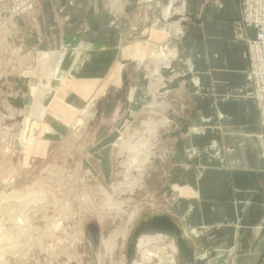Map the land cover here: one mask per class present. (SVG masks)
I'll return each instance as SVG.
<instances>
[{
	"label": "crops",
	"instance_id": "1",
	"mask_svg": "<svg viewBox=\"0 0 264 264\" xmlns=\"http://www.w3.org/2000/svg\"><path fill=\"white\" fill-rule=\"evenodd\" d=\"M39 2L32 15L16 16L39 19L34 25L19 26L23 47L34 49L37 69L32 103L26 109L30 119L21 138L34 153L45 156L55 140L52 136L70 125L62 114L74 112L66 108L58 112L60 117L50 113L52 122L58 119L59 129L49 127L41 118L47 115L46 106L40 108L44 98L54 91L52 96L60 99L53 104L68 106L66 99L74 98L70 107L89 109L109 91L110 81H120L126 62L145 60L148 50L151 55L165 40L158 30L133 44L127 37L132 31L144 33L155 20L164 21L168 0H104L94 41L86 37L92 0ZM186 11L194 21L184 25V38L176 45L178 56L164 79L171 87L181 85L175 110L182 115H172L175 148L166 166L168 205L163 213L182 228L194 249L193 264H264V138L245 38L254 37L255 29H238L241 0H187ZM174 72L186 75L171 80ZM136 91L128 90L129 103ZM115 110L119 113V105ZM34 118L41 119L33 126ZM41 131L45 138L39 141ZM156 244L143 249L177 253L180 264L170 239L165 247Z\"/></svg>",
	"mask_w": 264,
	"mask_h": 264
},
{
	"label": "rangeland",
	"instance_id": "2",
	"mask_svg": "<svg viewBox=\"0 0 264 264\" xmlns=\"http://www.w3.org/2000/svg\"><path fill=\"white\" fill-rule=\"evenodd\" d=\"M170 3L171 0H168L163 10L164 21L155 20L144 33L132 31L131 37H127L133 44L150 39L152 32L158 30L165 38L151 55L148 50L145 60L131 59L124 66L122 72L127 74L128 88L137 89L134 100L129 103L128 99L126 101L119 95L124 88L123 76L120 81H110L109 91L83 111H80L82 107H78V111L70 107L74 106V98L66 99L70 106L65 103L53 104V100L60 99V96H52L53 91L40 106H46L47 115L39 117L44 118L49 127L58 130V119L52 122L50 113L53 112L52 115L56 117L59 116L58 112H64L67 108L74 115L65 110L62 115L69 119L68 129L53 135L55 140L51 142L47 154L39 156L32 151L33 146L28 145L25 137L23 140L21 138L30 119L26 114L28 104L14 101L31 95L35 90L32 80L33 71H37L34 49L30 51L23 47V31L19 26L34 25L39 20L38 17L18 18L16 15H32L40 2L0 0V264H126L128 243L139 221L155 214H164L168 205L166 166L175 148L172 115H182L181 110H175L180 101L178 91L181 85L171 87L164 79L168 76L166 70L172 69L171 61L178 56L176 45L184 38V25L194 21L193 16H183V12H187V1ZM176 25L179 30L172 29ZM15 32L19 39H15ZM178 33L184 35L176 37ZM166 48L171 50L169 54L172 57L167 56L168 53L159 59L153 57L155 52ZM141 64L142 67H139ZM156 69L163 81L156 91L157 99L154 102L151 86L157 81L153 75ZM57 85L55 83L53 87ZM117 90L120 92L115 93ZM109 95L119 105V113L115 110L116 105L113 115L106 114ZM139 95L144 97L138 99ZM40 119H32L31 124L34 126ZM154 122L158 126V133L151 145V162L144 178L134 193L115 194L112 187L128 178L124 172L126 167L121 162L130 154L135 156L136 149L144 148L146 154L148 146L143 142L150 138L148 130ZM103 124L107 128L105 131L101 129ZM37 136L39 141L45 138L42 131ZM17 139L21 143L19 146L15 144ZM121 142H127L128 148H125L126 145L121 148ZM155 143L156 148L152 150ZM134 171L130 172L129 178L137 177V171ZM101 189H105L106 193ZM101 192L124 202L123 208L118 211L114 207L106 209V198ZM139 207L141 211L131 227L126 248H120V240L115 254L110 255L105 251L102 239L125 228L130 215ZM90 223L97 224L100 229V243L95 254L89 250L92 244L87 227ZM162 240L151 243L165 247L168 239L164 238L163 243ZM168 251L171 249L168 248ZM146 252V249L140 252L135 264H178L177 253H160L161 257L145 258Z\"/></svg>",
	"mask_w": 264,
	"mask_h": 264
},
{
	"label": "water",
	"instance_id": "3",
	"mask_svg": "<svg viewBox=\"0 0 264 264\" xmlns=\"http://www.w3.org/2000/svg\"><path fill=\"white\" fill-rule=\"evenodd\" d=\"M63 3H66V0H62ZM104 5V0H92L90 6V11L87 18V27L88 31L86 32V37L90 41H94L97 38V34L100 30V11ZM11 80L13 78L11 77ZM124 88L121 91V97L127 101L126 93L128 91V79L127 74L123 73ZM110 96V100L107 103L106 114L110 115L112 110L115 107V99ZM14 101V100H12ZM15 103L22 104H31L32 96L28 95L14 101ZM102 107V103L99 110ZM88 235L90 238L91 246L89 250L92 254L99 247L100 243V229L99 226L95 223H90L87 227ZM166 238L170 239L172 244L171 246H176L179 254V263L180 264H193L194 262V249L188 245L187 240L184 238L183 230L169 215L167 214H155L150 218L142 219L139 221L138 225L135 227L132 237L128 243V253L126 258V264H135L138 258V255L142 251L143 247L149 244V241L153 238Z\"/></svg>",
	"mask_w": 264,
	"mask_h": 264
},
{
	"label": "bare ground",
	"instance_id": "4",
	"mask_svg": "<svg viewBox=\"0 0 264 264\" xmlns=\"http://www.w3.org/2000/svg\"><path fill=\"white\" fill-rule=\"evenodd\" d=\"M176 2H178V1H174V0H172L171 1V5H173V3L174 4H176ZM24 8V7H23ZM170 7L168 6V8H167V10H168V12H170ZM176 11V10H175ZM167 12V11H166ZM168 12L166 13V15H168ZM183 14H184V12H183ZM171 29V28H170ZM172 29H175V30H179V27L176 25V26H174ZM185 30V29H184ZM183 33V32H182ZM168 53V55L167 56H170V57H172V54H169V53H171V50L169 51V49L168 48H166V49H161V50H159V51H157V52H155L154 54H153V57L155 58V59H159V58H161V57H166L165 55ZM174 56V55H173ZM157 61V60H156ZM164 65V64H163ZM165 66V65H164ZM159 70H160V68H159ZM154 74V76L157 78L155 81V83H153L152 84V86H151V91H152V93H153V95H154V102H156V99H157V95H156V91L158 90V88L161 86L160 84L162 83V81H163V78L158 74V71H157V69H156V71L155 72H153ZM82 121V120H81ZM150 122L151 121H149V123H147L148 125L150 124ZM80 123V122H79ZM153 123V122H152ZM151 123V124H152ZM156 122H154V124H152V125H150L149 126V130H148V132H149V134H150V138H146V139H144V142H143V144H145V146H148L147 148L149 149H147V152H146V154H145V150H144V148L143 149H136V151H134V153H137L135 156H133L134 154H130L129 155V157L126 159V160H124V161H122L121 162V164L123 165V166H125L126 167V170L124 171L125 172V175L128 177L127 178V180L126 181H124V182H120L117 186H115L114 188V191H115V194H118V195H122V194H124V193H128V192H130V193H134L135 191H136V188H137V186H138V184L141 182V180L144 178V174H145V171H146V168H147V166H148V164L151 162V158H150V156H149V153H151L152 154V152H151V145H153V143H154V141L156 140L155 139V137H156V135H157V133H158V126L155 124ZM153 138H154V140H153ZM128 142V141H127ZM127 142H121V148H123L126 144H127ZM17 146H19L21 143H19V141H18V139L16 140V143H15ZM22 147V146H21ZM20 147V148H21ZM129 147H131V146H129ZM125 148H128V145H126L125 146ZM140 150H143V152L142 153H140ZM132 170H136L137 171V177L136 176H133L132 178H129V176H131V171ZM143 185H140V187H142ZM101 191L103 192V193H106V190L105 189H101ZM106 195V194H105ZM106 197H107V199H108V205H109V208L111 209V208H116L117 209V211L118 210H120L121 208H123V205H124V202H121V201H119V200H116V199H114V197L113 196H111V195H106ZM119 197V196H118ZM114 210V209H113ZM140 211H141V207H139V208H136V210L134 211V213H132L131 215H130V220H129V222H127V224H126V227L125 228H123V229H118L117 231H114L107 239H102V241H103V245H104V247H105V251L107 252V253H110V255H113V254H115V251L117 250V248L119 247V241L120 240H122L121 241V245H120V248L122 247L123 249H125L126 248V243L128 242V237H129V235H130V232H132L131 231V227L133 226V223H134V221L136 220V218L138 217V215L140 214ZM113 212H116V210L115 211H113ZM160 239H163V238H159V237H157V238H153V239H151L150 241H149V243H151V242H155V241H158V240H160ZM145 247V246H144ZM172 248H173V250L174 251H177V248H176V246H172ZM146 250H147V252H146V254H144L145 256V258H149V257H155V255H156V257H161V255H160V252L159 251H154V250H152V249H149V248H146ZM106 253V254H107Z\"/></svg>",
	"mask_w": 264,
	"mask_h": 264
},
{
	"label": "built area",
	"instance_id": "5",
	"mask_svg": "<svg viewBox=\"0 0 264 264\" xmlns=\"http://www.w3.org/2000/svg\"><path fill=\"white\" fill-rule=\"evenodd\" d=\"M176 1L180 3V2H186L187 0H176ZM241 12H242V17L237 24L238 29L240 31L246 30L247 28L255 29L254 37L248 36L245 38H246V43L248 47V56H249L248 74L250 78V85L253 89V96L256 100L258 107V113L262 127L260 135L261 137L264 138V0H241ZM186 15L187 14L184 13L183 16ZM182 35L184 34L178 33L176 37H181ZM185 75L186 73H181V72L175 73L173 74L172 79L171 78L170 79L173 80L175 79L174 77L179 78ZM155 148H156V143L152 150H154ZM114 187L115 185L112 187V189L113 192L115 193ZM103 195L106 198L105 208L110 209L107 202L108 199L105 196V194ZM100 217L103 219V216L100 215Z\"/></svg>",
	"mask_w": 264,
	"mask_h": 264
}]
</instances>
